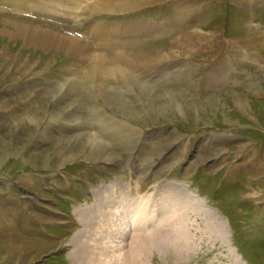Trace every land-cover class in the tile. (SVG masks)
<instances>
[{
  "label": "rangeland",
  "instance_id": "rangeland-1",
  "mask_svg": "<svg viewBox=\"0 0 264 264\" xmlns=\"http://www.w3.org/2000/svg\"><path fill=\"white\" fill-rule=\"evenodd\" d=\"M25 1L13 6L0 0V189L10 198L29 197L30 202H24L27 207L46 204L56 208L58 204L69 211L62 212L60 219L75 222L72 219L75 216L77 223L66 230L53 226L49 230L55 235L52 240L22 237L17 233L0 237V264H78L73 253L81 252L76 242L79 237L101 243L105 238L108 241L109 234H119L126 243L125 249L132 246L128 229L119 232L111 225L108 213L101 219L108 235L101 234L95 240V234L100 232L96 224L92 228L81 223L76 209L83 206L94 211L98 196L96 193L91 196L88 204H82L84 198H81L82 202L76 205L79 197L75 198L70 182L71 178H80L79 173L86 171L109 177L110 183L122 180L129 184L127 178L133 177L152 191L157 184L172 178L188 181L202 163L208 165L196 172V178H207L209 174L205 170L214 173L220 169L221 162L232 157L246 159L245 163L252 160L258 168L244 170L230 163L216 175L217 184L210 195L224 216L201 200L195 211L188 210L185 223L177 228L182 220L177 213L179 193L170 186L160 187L157 208L153 209L157 215L153 213L151 218L174 222L165 225L167 234L157 231L154 225L140 232L138 235L147 241H138L137 245H143L141 252L146 264H252L250 260L253 264H264V48L258 45L264 36L253 39L249 29L252 18L258 20V28L264 29V15L259 17L260 12L251 9L249 0H229L234 6L228 12L217 7L207 14H200L201 2L207 0H197L196 16L189 11L190 17H178L186 0H91L86 4L88 14L119 18L118 22L122 23L141 18L153 23L155 19L163 27L155 34L152 30L141 31L117 44L113 42L110 48L106 46L109 50L106 58L102 51L74 33L79 28L72 14L53 10L49 14L32 13L24 7ZM258 1L261 4L263 0ZM212 2L222 4L227 0ZM146 10L150 13L144 14ZM15 25L38 28L34 29L41 37L61 38L62 34L70 33L82 47L70 50L67 43L48 39L32 41L26 35L14 33ZM187 26L189 29H184ZM103 33L108 32L103 29ZM251 38L258 47L249 42ZM96 60L106 71L109 69V74L105 71L106 78L91 75ZM185 66L189 67L183 70ZM190 66L192 74L188 72ZM203 67L210 76L203 74ZM182 70L193 76L192 85L181 84L186 78L174 80ZM203 78L210 84H203L206 82L201 81ZM137 79L144 87L149 84L146 93L137 92ZM74 83L80 86L81 93L68 91ZM96 90L97 93L115 91L121 98L119 102L125 101L133 109L132 115L125 110L113 109V112L100 96L93 94ZM176 92L180 93L181 107L172 105L161 114L153 111V106L169 103ZM151 97L160 98L161 103L155 100L151 107ZM34 112L39 116L38 124L29 120L28 114ZM88 131L110 144L117 156L109 162L86 160V151L80 154L84 149L78 135ZM227 136H231L233 145L239 144L224 145L222 139L227 140ZM65 157L71 158L64 160ZM181 166L184 177L179 173ZM100 181H91V190ZM168 192L172 195L167 196ZM66 195L71 198L65 199ZM197 197L187 194L182 206L194 205ZM213 214L225 221L227 236L206 229L205 220ZM38 217L44 222L54 218ZM4 223L10 226L7 221ZM154 235L158 236L156 241L147 243ZM4 240L10 244L23 243L11 256L2 248ZM27 240L47 243L49 247L41 251L39 247L29 246ZM240 250L244 254L242 259L237 253ZM179 251L182 252L177 254Z\"/></svg>",
  "mask_w": 264,
  "mask_h": 264
},
{
  "label": "bare ground",
  "instance_id": "bare-ground-1",
  "mask_svg": "<svg viewBox=\"0 0 264 264\" xmlns=\"http://www.w3.org/2000/svg\"><path fill=\"white\" fill-rule=\"evenodd\" d=\"M30 28L28 26H26V25H15L14 26V31H16V32H14V33L21 34V35H26V36L29 37L30 40L37 41V42L38 41L39 42H45V40L48 39L50 42H53V43H55V42L58 43V44H66L67 43V45L69 46L70 50H76L77 48L82 47L81 44L78 42L77 37L74 36L73 34H70V33H68L66 35H63L62 34L61 35V38H56V36H47V35H43L41 37L37 33L38 31H35V29H38V28H35V27H34L35 29L34 28H31L30 29ZM31 30H34V31H31ZM48 40H46V41H48ZM251 55H254V53L251 54ZM95 62L96 63H94L92 65L93 67H92V70H91V75L92 76L94 75L95 77L100 76L102 78H106V76H105L106 75L105 74V71L106 70L104 69V66H102L97 60ZM125 73H129V72H125ZM122 75H123V73H122ZM122 75H120V76H122ZM86 77L88 78V76H86ZM88 80H89V78H88ZM68 83H70V82H68ZM71 85H72V88H70L68 90L69 92H72V93H75V92L78 93L79 92V93H81L80 86L78 87V84L75 85V83H74V84H71ZM90 87H91V85H90ZM113 87H115V86H113ZM135 87H137V92L139 90L138 93H146V90H148V88H149V84L144 87V85H141V83H139V79H137V81L135 83ZM73 88L75 89L74 92H73ZM154 88L155 87H153V89ZM57 90H59V88ZM97 92H98V90H96V92H93V94L100 96L102 98L103 102L106 103L107 105H109V107L112 108V111H113V109L116 110V111H119L120 110L119 112L125 110V113L126 114H131L132 115L133 109L131 107H128L129 105L126 106L125 104H127V103H125V101H122L121 100L120 101L121 104H120L119 100L121 98L119 99V97H118L119 95L115 91L108 93L105 90H100L99 93H97ZM55 93H57V92H54V94ZM178 96H180V93L179 92H176L174 95H172V99L170 100L169 103H166V104L165 103H162L160 105H155V106L152 105L153 104L152 102H154L155 100L156 101L157 100L160 101L161 99L160 98H157V97L156 98L151 97L149 99L150 100L149 101V105L151 107L153 106L152 109L154 108L153 111H156V114L165 113V111H166L165 108L170 107L172 105H174L175 107H181V104H180V102L178 100ZM159 103H161V101ZM123 107H125V109H123ZM125 113H123V114H125ZM36 115H38V114H36L35 112L34 113H31V114H28V117H29L30 122H34V124H38V121L37 120H38L39 116H36ZM81 123H83V120L81 121ZM84 125L82 127H84ZM78 139H79L80 146H82L81 148L84 149V150L81 149L82 151L80 152V154H83L84 155L85 153L83 151H86V154H87V156L85 157L86 160H89L91 162H96V161H106V162H109L110 160H112L113 158H115L117 156V154H116L117 152L116 153L114 152V150L111 148V145L108 144L103 139H101V137H99V135L97 133H92V132H89L88 131L85 135H78ZM125 148H126V146H125ZM71 157H65L64 160H70ZM56 183H59L58 180H57ZM58 187H60V186L58 185ZM64 188L65 187H63V186L60 187L61 190H65ZM95 192H96V194L98 196V198H97L98 203H95V210L94 211H92V212L91 211H88L83 206H78V208L76 209V212L80 214V218L79 219L81 220V223L82 224L89 225L88 227H92V228L95 226L93 224H96V228L100 232H98L97 234H95V237L96 238H94V240L97 239V238H99L101 236V234L104 235V236L105 235H108V234H105L104 233V230H103V228L101 226V219H102V217H103V215L105 213L110 214V223H111V225L113 227L115 226L116 229H118L119 232H121L123 230L127 231V228L125 226L126 225V221L128 220L126 218L127 213H119V212L124 207L126 208V206H127V199L130 202H137L135 200L134 196L130 198V195L131 194H129L127 192H122V197H121L122 200H120L118 202V204H120V205L114 207L113 205L111 206V200H110L111 192H110L109 188H107L106 186H102V188L100 190L95 191ZM95 192H94V194H95ZM171 195H172L171 192H168L167 193V196H171ZM144 200H145V198L141 200V202L139 203V205L145 204V203H143ZM168 200L170 201V203L173 202L172 198H168ZM104 203H107V206L105 208H103V204ZM198 206H200V205H198ZM81 213H84L86 216H84ZM135 215H136L135 217H137V213H135ZM205 222H206V229L210 230L212 233H214L216 235H219L221 237L222 236L224 237L225 235L227 236L226 233H227V230L228 229L225 226L226 223H225V221H223L222 219H220L217 214H213V215L207 217V219L205 220ZM178 228H180V227H178ZM182 229H179V230L181 231ZM115 231H117V230H115ZM138 234L139 233H137V236H135L134 238H132V243H131L132 246H130L128 248L126 247L127 249H125V244L126 243L124 242V239H122L119 234H115L114 236H112L111 234H109L108 241H106V238H105V240L102 241L101 243L98 242L99 240L98 241L95 240L93 243L92 242L90 243V241L88 240V238H85V237H81L80 238L79 237V238L76 239V242H77L78 246L81 247V252L77 251V252H79L77 255L73 253L74 262H78V264H146L145 257L143 256V254L141 252L142 249H143V245L142 244L141 245H137V244L139 243L138 241H141V242L145 243V241H147V240H146V238L144 240V238L142 236H139ZM11 236H13V235H11ZM191 236H192V234H191ZM157 237H158L157 235H154V237L151 240H149L147 243H150V241L151 242H155L156 241L155 239ZM184 237H186V236H184ZM177 238H179V236H177ZM27 241H28V245L29 246H31V247H39L41 249V251L43 249L49 247V246H47V243H40V242H37V241L36 242H31V240H27ZM1 242H2V248L5 250L6 253H9L11 256H13V253L15 254L17 251H19V247L20 246H18V245H21L23 243V241H18L17 242L18 244H16L15 242L13 244H10V243H8L5 240L4 241H1ZM228 251H229V249H228ZM152 252H153V250H152ZM181 252L179 251L177 254H180ZM71 261H72V259H71Z\"/></svg>",
  "mask_w": 264,
  "mask_h": 264
},
{
  "label": "crops",
  "instance_id": "crops-1",
  "mask_svg": "<svg viewBox=\"0 0 264 264\" xmlns=\"http://www.w3.org/2000/svg\"><path fill=\"white\" fill-rule=\"evenodd\" d=\"M252 1H253V0H249L248 3L251 4ZM256 34H257V33H256ZM258 34H260V31H259ZM258 34H257V35H258ZM263 34H264V32L262 33V35H263ZM248 40H249V42L251 43L253 39L251 38V39H248ZM263 42H264V41L258 43L259 47L264 48V43H263ZM261 44H262V46H261ZM252 45H254V47H258V46H256L253 42H252Z\"/></svg>",
  "mask_w": 264,
  "mask_h": 264
}]
</instances>
